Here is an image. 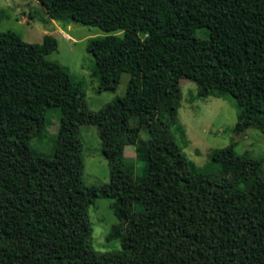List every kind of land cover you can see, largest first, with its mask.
<instances>
[{
	"label": "trees",
	"instance_id": "trees-1",
	"mask_svg": "<svg viewBox=\"0 0 264 264\" xmlns=\"http://www.w3.org/2000/svg\"><path fill=\"white\" fill-rule=\"evenodd\" d=\"M35 1L44 22L102 32L85 47L97 91H113L122 72L128 79L91 110L82 81L45 58L53 35L26 42L0 31V264H264L263 160L230 143L198 170L175 139L181 78L198 97L232 100L233 131L264 135V0ZM83 124L97 129L105 182L81 179ZM45 136L47 149L32 143ZM97 197L110 199L116 249L92 247L87 210Z\"/></svg>",
	"mask_w": 264,
	"mask_h": 264
},
{
	"label": "rangeland",
	"instance_id": "rangeland-1",
	"mask_svg": "<svg viewBox=\"0 0 264 264\" xmlns=\"http://www.w3.org/2000/svg\"><path fill=\"white\" fill-rule=\"evenodd\" d=\"M44 17L41 6L35 0H0V31L16 32L26 42H40L45 33L53 35L56 49L45 55V58L64 66L73 80L82 81L84 100L89 109L97 110L114 97L123 94L128 79L127 73L120 74L113 91H97V81L90 76L89 67L92 62L85 47L89 37L102 34L97 27L75 23L63 27L59 22H44ZM178 84L180 97L177 112L182 134L178 135L177 132L175 139L196 169L207 167L211 150L230 143L236 153L246 152L264 162V135L253 128L242 132L233 131L236 109L229 97H198L195 83L187 78L179 79ZM46 115L45 134L50 137L56 129L58 111L50 108ZM78 133L83 161L82 181L85 184L107 181L108 167L100 151V140L95 125H80ZM139 136L145 138V130H140ZM44 138V141L33 139L32 143L45 150L49 141L46 136ZM134 139L136 138L130 140ZM124 155L132 162L135 161L132 143L125 144ZM134 168L137 169L138 165H134ZM109 202V198L97 197L87 210L91 225V244L99 251L119 247L118 238L107 236L111 225L116 222Z\"/></svg>",
	"mask_w": 264,
	"mask_h": 264
}]
</instances>
